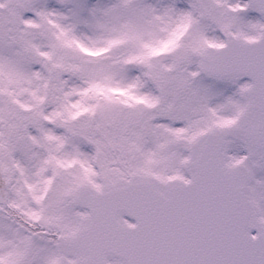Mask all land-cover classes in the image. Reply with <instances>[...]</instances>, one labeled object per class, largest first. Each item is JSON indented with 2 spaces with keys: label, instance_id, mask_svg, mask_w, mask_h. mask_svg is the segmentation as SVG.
<instances>
[{
  "label": "snow or ice",
  "instance_id": "snow-or-ice-1",
  "mask_svg": "<svg viewBox=\"0 0 264 264\" xmlns=\"http://www.w3.org/2000/svg\"><path fill=\"white\" fill-rule=\"evenodd\" d=\"M0 264H264V0H0Z\"/></svg>",
  "mask_w": 264,
  "mask_h": 264
}]
</instances>
